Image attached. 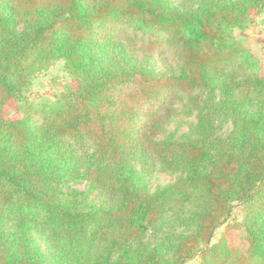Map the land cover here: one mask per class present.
Segmentation results:
<instances>
[{"label":"trees","instance_id":"16d2710c","mask_svg":"<svg viewBox=\"0 0 264 264\" xmlns=\"http://www.w3.org/2000/svg\"><path fill=\"white\" fill-rule=\"evenodd\" d=\"M263 6L0 0V264H167L169 246L172 264H264V75L233 36ZM57 60L75 84L24 100ZM184 95L199 110L193 137L159 138ZM156 163L179 176L151 192ZM236 203L241 219L214 242ZM152 229L172 232L151 244Z\"/></svg>","mask_w":264,"mask_h":264},{"label":"rangeland","instance_id":"374dc122","mask_svg":"<svg viewBox=\"0 0 264 264\" xmlns=\"http://www.w3.org/2000/svg\"><path fill=\"white\" fill-rule=\"evenodd\" d=\"M133 41H130L129 46L138 51L141 55L142 49H138L142 45V33L130 32ZM234 39L243 46L251 55H253L259 62L261 74L264 75V6L259 11L251 12V21L244 28L235 27L233 29ZM133 42V43H132ZM75 84L72 75L65 69L64 61L57 60L46 69L36 71L31 78V84L26 91L24 100L31 101L34 104H39L45 99L54 100L66 85ZM196 94V93H195ZM17 102L11 100L5 108L4 115L8 118L16 117L20 114L17 109ZM199 110L189 101L187 95H184L182 101L177 103V114L166 125V128L159 138H174L178 140H187L193 137L194 128L198 123ZM231 125L225 124L221 128V132L226 133L230 130ZM178 174L165 171L160 164L156 163L152 166L151 172L146 176V183L151 192H154L158 187L170 184L178 178ZM87 182L70 183L63 187L65 192L72 190H84L88 188ZM95 200L102 204L106 202V197L95 192ZM241 205L236 203L233 207L232 214L228 217L224 224H221L213 235V241H218L220 236L225 232L227 223L235 218L241 219ZM177 232H183L182 228H177ZM172 231L152 229L146 236V241L151 244H156L163 241ZM228 240L231 244L237 246L242 251L246 250L247 242L245 240L242 230H230L228 232ZM169 251L166 254L168 259L167 264L174 262L173 251L169 246ZM199 257L186 262V264H198Z\"/></svg>","mask_w":264,"mask_h":264}]
</instances>
